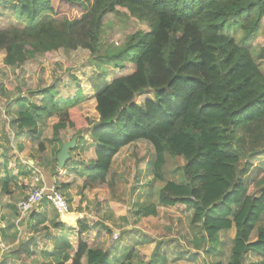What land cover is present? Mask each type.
<instances>
[{
	"label": "trees",
	"instance_id": "obj_1",
	"mask_svg": "<svg viewBox=\"0 0 264 264\" xmlns=\"http://www.w3.org/2000/svg\"><path fill=\"white\" fill-rule=\"evenodd\" d=\"M108 15L129 17L138 27L109 54L114 67L128 63L133 70L97 89L96 121L78 109L80 88L64 97L52 84L38 91L39 104L18 100L12 126L33 133L63 104L50 140L60 145L59 132L66 127L76 137L86 131L95 140L94 159L76 172L86 185L105 183L115 154L147 141L154 154L148 173L161 185L157 204L138 205L136 213L148 217L157 214L158 204L184 205L197 230L190 240L194 248L213 246L233 227L228 264H264V185L247 194L237 178L239 156L226 150L249 124L264 120V44L253 43L264 24V0H0V18L11 17L0 26L4 63L14 66L28 55L67 50L89 37L94 41ZM166 155L183 160L180 183L164 178ZM9 181L0 178L2 192ZM51 226L63 230V249L55 250L56 260L48 264L162 263L158 245L150 259L134 263L131 249L113 259L109 250L81 240L92 227L86 222ZM23 250L21 244L16 249ZM248 252L256 257L246 263Z\"/></svg>",
	"mask_w": 264,
	"mask_h": 264
},
{
	"label": "rangeland",
	"instance_id": "obj_2",
	"mask_svg": "<svg viewBox=\"0 0 264 264\" xmlns=\"http://www.w3.org/2000/svg\"><path fill=\"white\" fill-rule=\"evenodd\" d=\"M10 22L11 17L0 18V26L8 25ZM137 27L134 19L108 15L103 20L99 35L94 41L89 37L85 44L76 43L67 50L61 48L28 55L24 62L14 66L4 63L5 52L0 50V138L9 132L11 120L8 108L13 103L19 105L16 100L29 99V102L39 104L41 95L38 91L52 84L56 85L64 97L71 96L72 92L80 88L83 99L77 102L78 109L88 116L91 122L96 121L98 115L94 97L97 89L115 77L129 74L133 70V66L128 63L122 68L114 67L109 54L117 52L127 40V36ZM260 27L253 41L254 45L264 44V24L262 23ZM260 65L264 73V60ZM60 106L48 119L41 138L35 142L31 141L36 147L29 150L27 156L32 153L38 159L43 155L45 159L41 161L45 165L42 178L45 180L50 178L48 174L54 169L56 182L66 184L63 188L61 186L57 188L65 196L77 220L86 222L89 226L97 224L98 228L81 234L79 236L81 240L89 246H102L109 250L113 259L117 254H124L131 249L134 263L150 259L157 244L158 247L162 245L168 256L167 264L227 263L223 251L230 231L222 236L224 246L220 251H216L215 256L205 255L202 249H198L199 253H193L189 238L197 235V230L191 226V210L188 207L181 204L173 207L158 204L157 214L154 216L144 217L136 213L138 205L149 202L157 204L156 192L161 185L159 182L151 181L148 173L149 162L154 154L151 144L147 141L138 140L120 149L112 160L105 183L86 185L76 172L78 168L88 165L90 159H94L96 142L86 131L76 137L75 131L66 127L59 132V136L63 141L73 136L76 138L75 146L72 148L74 157L70 159L71 162L68 160L65 166L59 169L54 160L55 150H52V142L49 140L52 123L63 114V104ZM239 135V140L231 143L226 150L239 156L237 178L245 183L247 194H255L264 185V120L249 124ZM29 137L30 135L25 139L29 140ZM55 148H59V145H55ZM182 162L181 158L166 155L163 165L164 178L180 183ZM39 169L41 168L36 167L35 172ZM22 220L21 217L18 222L21 223ZM106 228L111 232L109 233ZM76 238L77 234L74 232L69 235L73 249ZM15 240L17 243V238ZM14 246L9 248L10 252ZM16 249L17 247L14 250ZM181 249L192 254V259H175ZM32 258L33 256L27 255L25 259H17L14 264H33ZM55 260L54 257H50L47 261L54 263Z\"/></svg>",
	"mask_w": 264,
	"mask_h": 264
},
{
	"label": "crops",
	"instance_id": "obj_3",
	"mask_svg": "<svg viewBox=\"0 0 264 264\" xmlns=\"http://www.w3.org/2000/svg\"><path fill=\"white\" fill-rule=\"evenodd\" d=\"M16 102L20 103L18 100H16ZM16 107V104L13 103L12 106L8 108V115L10 116L11 121L14 119L13 115ZM43 125L44 127L42 129L38 127L33 133H28L26 128H24V134L23 129L12 126V123L10 122L9 132L5 133L4 137L0 138V178L5 176L10 178L6 193L2 192L0 185V264H14L17 259H25L27 255L30 257L33 256V264H48L49 262L47 260L52 257L51 255H54V251H60L63 249L61 245V236L64 232L63 230H58L57 228L52 227L51 224L53 221H59L67 227L74 228L76 226L77 217L74 216V212H72L73 210L70 209L69 214L71 216L68 215L63 219H60L57 216L56 211L46 201L41 202V204L37 205L33 210L23 216H20L17 209L16 204L18 200L22 199L33 185H54L56 187L61 186L62 188L66 185H60L62 182L55 184L57 182L50 172L48 174L50 178L48 176H46L48 177L46 180L44 177L42 178L41 175H43V166L45 165L41 161L45 159L43 155V157L39 156L38 159H36L37 156L32 153L28 155L30 158L27 156V152L36 147V145L32 144V142L41 138L43 129L47 126V123ZM38 134H40V136L37 138ZM24 135H26L27 138L28 135H30L29 140L25 139L26 136ZM49 141L52 142V150L54 151L57 149L55 148L57 143L53 140ZM62 142L63 140H61L59 148ZM54 155V160L56 161V152ZM71 157H74V154ZM49 160L50 159H48V161ZM36 167L41 169L35 172ZM74 171L76 172L75 169ZM26 189L27 191H25ZM21 217L23 220L20 223L18 220L21 219ZM96 225L97 224L90 225V227L92 226L91 229L98 228ZM43 227H46V230L43 229ZM229 231L231 232L229 238H232L234 235V228L232 227ZM227 232L228 231L221 232L219 234V240L213 246L204 244V246H202L203 248L200 249L203 250L205 255L215 256L216 251H220L221 247L224 246L222 236ZM15 238H17V243ZM229 238L225 243V249L223 251L227 259L226 264H228L229 260ZM191 239L192 236L189 238L190 245ZM15 244H18L16 247L20 244L23 245L25 250L17 253V251L14 250L16 248L14 246ZM12 246L15 248L10 252L9 248ZM191 248L194 251L193 253H199L200 251L194 248L193 245H191ZM158 252L161 256V264H167L169 258L162 249V245L158 247ZM15 253L18 254L19 257H16ZM24 254L27 255L23 256ZM191 257L192 254H189L187 250L181 249L177 252L175 259H192ZM255 257V254L248 252L245 254L244 260L247 263L255 260Z\"/></svg>",
	"mask_w": 264,
	"mask_h": 264
},
{
	"label": "built area",
	"instance_id": "obj_4",
	"mask_svg": "<svg viewBox=\"0 0 264 264\" xmlns=\"http://www.w3.org/2000/svg\"><path fill=\"white\" fill-rule=\"evenodd\" d=\"M46 201L60 219L70 215V206L63 193L54 185L32 186L29 192L17 202L20 216L33 210L41 202Z\"/></svg>",
	"mask_w": 264,
	"mask_h": 264
},
{
	"label": "water",
	"instance_id": "obj_5",
	"mask_svg": "<svg viewBox=\"0 0 264 264\" xmlns=\"http://www.w3.org/2000/svg\"><path fill=\"white\" fill-rule=\"evenodd\" d=\"M76 138L73 136L69 140L63 141L58 152L56 153L57 167L63 168L68 162L70 157V151L75 146Z\"/></svg>",
	"mask_w": 264,
	"mask_h": 264
}]
</instances>
